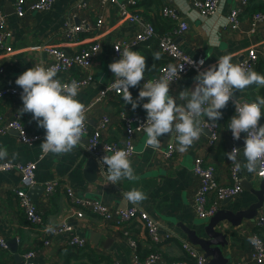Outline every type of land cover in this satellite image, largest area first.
<instances>
[{"label": "crops", "instance_id": "obj_1", "mask_svg": "<svg viewBox=\"0 0 264 264\" xmlns=\"http://www.w3.org/2000/svg\"><path fill=\"white\" fill-rule=\"evenodd\" d=\"M16 0H0V8L6 14L11 37L8 40L13 48L10 53H0V66L4 71L0 73V90L11 86H18L15 81L17 77L29 68L34 67L40 61L50 62L54 56L50 53L40 51L37 46L43 42L62 45L67 51H73L88 46L99 37L101 48L92 66L94 74L93 81L86 86L80 87L78 99L88 106L101 88L109 84L114 78L109 64L116 61L113 57V44L121 38L135 36L142 26L134 22H120L119 3L125 0H116L107 5H101L100 0H91V6L80 12L75 21L87 20L94 27L97 19L102 16L103 26L96 30L84 32L81 35L82 42L79 45H70L62 36L65 19L68 17V6L76 3V0H55L49 11H31L23 18H18L15 9ZM137 9L146 21L154 23L159 34L174 31L178 28V20H170L162 15L163 4H168L177 9L181 20L188 24V29L176 37V42L188 55L193 58L202 56L207 62L217 61L224 55H230L233 63H239L247 55L249 48L258 51L260 60L255 71L264 74V22L252 30L251 17L255 12L264 11V0H250L246 10L241 14V29L233 30L226 22L228 14L237 6L239 0H221L217 17L207 18L198 10L195 0H137ZM101 36V37H100ZM145 56L146 70L144 79L135 86L130 87L133 99L138 97L143 83L154 77L159 68L169 62V59L161 52L158 38L144 43L136 50ZM159 52L160 59L155 60L154 54ZM76 75L80 70L73 71ZM197 73L193 70L184 74L179 82L170 87L169 95L178 97L185 89H194ZM264 86L250 85L243 91H236L238 96L254 101L258 96L263 97ZM140 102L137 108L142 109ZM177 103H182L177 100ZM132 107L125 103L122 95L112 96L105 102L97 103L87 112L89 132H93L105 114H109L114 123L122 109ZM23 108L21 98L6 96L0 99V112L11 116L15 111ZM231 105L221 109L222 117L221 134L219 142L215 147L209 145L210 131L203 129L205 134L194 142L185 152L178 151V141L173 135L164 134L159 137L161 143L159 148L165 150L173 145L174 155L169 160L159 154L158 149L146 147V133H142L137 140V154L131 160L135 170L136 179L129 181L124 179L119 183H107L106 177L98 174L93 159L83 149L77 146L72 152L62 155L45 153L41 148L46 131L38 127L31 113H23V119L29 126L31 132L40 133L42 138L28 145L18 139V134L10 131L0 135V149L7 150L8 159L14 162L37 163V183L31 196L38 207L44 211V224L32 225L26 218L23 209L19 206L15 189L20 187V176L15 171L0 173V233L8 240L15 239L19 259L10 249L0 247V264H23V256L29 250H35L34 260L38 264H113L115 261L129 262L136 256L147 257L152 252L161 253L163 258L169 262L187 259V253L183 248L181 240H188L187 235L181 227L186 224L195 228L199 223L207 219L197 216L192 207L195 190L198 186L193 168L195 159L202 157L206 165L216 167L218 181L223 185L233 184L230 172L232 162L226 153L232 151L227 124L230 121ZM261 125H264V115L261 116ZM109 140L120 141L124 137L123 126L112 125L107 131ZM86 143V138L83 139ZM245 142H238L239 155L237 162V175L243 186V191L230 201H223L221 209L247 210L253 203L259 202L255 189H259L262 180L257 177V171L247 172L243 168L246 160L243 156ZM258 169V168H257ZM51 179H58L62 183L50 200L44 197L42 185ZM74 187L80 195L102 200L113 208H127L133 206L131 203L122 202V194L132 188H137L147 195V199L137 205L143 207L153 218L165 228L170 230L179 238L172 237L170 240L154 243L148 237L147 230L138 222L117 226L107 222L102 217L87 213L84 218H78L69 210V198L64 186ZM253 220L242 219L238 226H234L229 220L223 221L221 228L228 230L235 244L229 250L231 261L229 264H257L252 258L253 243L252 234H259L264 239V229L255 225V220L264 215V193L262 194L261 206L258 207ZM68 222L71 229L59 235H51L48 228ZM199 226V225H198ZM130 231L137 241L133 247L125 232ZM82 236L88 239L86 247H74L69 240L74 236ZM50 240V244L45 241ZM228 253V250H225Z\"/></svg>", "mask_w": 264, "mask_h": 264}, {"label": "built area", "instance_id": "obj_2", "mask_svg": "<svg viewBox=\"0 0 264 264\" xmlns=\"http://www.w3.org/2000/svg\"><path fill=\"white\" fill-rule=\"evenodd\" d=\"M116 0H100V4L107 5ZM55 0H16L15 9L18 18H23L28 12L31 11H49L52 9ZM221 0H195V5L203 15L210 19L211 17H217ZM250 3V0H239V3L235 8L231 10L226 18L227 25L233 30L241 29V14L246 10ZM138 4L137 0H125L119 3V17L120 22H134L142 26V29L133 37L121 38L113 44V57L114 60H119L120 52L117 51V47L121 51L127 47L131 50L136 49L151 40L158 38V44L161 52L169 59V62L163 65L157 72V74L149 80H157L161 77H167L171 79L169 72V66L184 65L183 71L180 72L179 78H173L170 83V87L179 82L181 77L187 72L193 70L198 74V71H203L209 66L216 64L217 61L207 62L202 56L193 58L188 55L176 42V37L181 36L187 29L188 24L181 20L179 11L168 4H163L162 15L170 20H178L180 25L175 28L174 31L159 34L154 23L146 21L142 14L135 9ZM91 6V0H76L75 4L68 6V17L65 19L62 36L67 40L70 45H79L81 35L84 32L90 31L93 28L99 30L103 24L104 19L100 16L95 24V27L87 22V20L75 21L79 17L80 12L88 9ZM264 22V11H257L251 17L252 30L254 31L257 25ZM11 30L8 26L6 14L0 8V53H10L13 48L8 44V40L11 37ZM101 37V36H100ZM37 48L46 53H50L54 56V59L50 62L40 61L37 64H43V66L50 67L56 66L58 69L57 78L62 83H70L75 80L79 83L80 87L89 85L93 79L94 74L92 72V66L95 58L98 56L101 48V42L99 37L92 41L91 44L78 50L67 51L59 44H51L43 42L37 46ZM195 61L196 65L188 63L189 60ZM203 59L204 65L199 66L198 62ZM260 60L258 51L251 47L248 50L246 56H244L238 64L245 66L248 69L254 70ZM36 65V64H35ZM34 65V66H35ZM75 69L80 70V74L73 73ZM4 71V67L0 66V73ZM115 79V78H114ZM105 85L99 93L95 96L93 101L86 106L87 111L94 107L97 103L105 102L113 95L120 96L122 93L113 89V81ZM23 89L20 86H11L0 90V99L6 96H13L21 98ZM130 91V88H129ZM235 97L238 103L253 102L247 100L244 97L238 96L235 92ZM147 102V98H146ZM232 104L235 108V103L232 99L228 104ZM201 128L208 129L210 131L209 145L215 147L221 134V123L217 120L215 123L208 121L207 117H201ZM147 120L146 110L143 108L126 107L118 113L116 117L117 123H114L113 118L109 114H105L99 120L95 130L89 132V122L86 117L85 122V135L86 138V152L95 161L98 174L106 177L107 165L100 167L98 161L105 155H111L115 151L124 149L129 153V159L133 160L137 154V140L139 136L144 133L143 128ZM122 125L124 130V137L122 140H109L106 137L107 131L112 125ZM261 124V119L259 121ZM136 130V128H139ZM10 131L18 132V139L20 142L32 145L42 138L40 133L31 132L29 126L25 123L23 115L19 111H15L11 116H6L0 112V135L6 134ZM246 133H241L239 140L233 139L232 132L229 130V138L232 144V149L238 148V142L243 140L245 142ZM82 138V139H84ZM159 154L164 159L169 160L173 157L175 148L173 145L169 146L165 150L157 148ZM15 171L20 176V187L15 189L19 206L23 209L27 220L35 226H41L44 224V211L38 207L36 202L29 195V189L36 185L37 177V163L31 162H14L8 159H0V173ZM194 174L198 179V186L194 193L192 201V207L197 216L201 219H209L214 216L219 210L221 203L228 198H236L243 191V186L240 178L237 175L238 167L237 163H232L230 172L233 178V184L223 185L218 181L216 167L213 165H206L202 157L195 159ZM257 177L264 179V165L258 166ZM62 189V183L58 179H51L45 184L44 197L46 200L50 198L59 190ZM64 189L69 198V210L78 218H84L87 213L95 214L107 222L113 223L117 226L123 224H130L138 222L146 230L148 237L154 243H160L162 240H170L172 237L179 238L170 230H165V235L161 237L162 231L165 229L155 218H153L143 207L133 205L127 208H113L102 200L89 198L85 195H80L79 192L72 186L66 185ZM255 225L264 229V215H260L255 220ZM71 229V225L68 222L48 228L51 235H59L64 231ZM130 231L125 232L128 237L129 243L133 246H137V241L129 236ZM180 239V238H179ZM183 248L187 253V259L180 261H167L163 258L161 253L152 252L145 258L136 256L129 262L115 261L113 264H207V258L198 246H195L188 240H181ZM50 240H46V244H50ZM88 239L82 236H74L69 240V244L74 247H86ZM253 251L252 258L257 264H264V239L256 233L252 234ZM0 247L3 249H9L8 240L0 233ZM36 255L35 250H29L23 256V264H38L34 260ZM236 264H242L237 261Z\"/></svg>", "mask_w": 264, "mask_h": 264}, {"label": "clouds", "instance_id": "obj_3", "mask_svg": "<svg viewBox=\"0 0 264 264\" xmlns=\"http://www.w3.org/2000/svg\"><path fill=\"white\" fill-rule=\"evenodd\" d=\"M120 52V59L109 64L115 79L113 89L122 93L125 103H130L135 110L140 102L147 113V120L143 131L146 133V147L157 149L160 139L164 134H171L178 141V151H187L194 142L205 134L201 128V117H207L208 121L215 123L222 117L221 109L225 108L230 99L235 103V115L227 124L231 130L233 139L239 140L241 133H246L243 156L246 163L243 168L249 173L257 171L258 166L264 165V125L259 124L264 115V97H257L253 102L238 103L235 97L236 91H243L250 85L264 86V74L255 70L233 63L230 55L220 57L216 64L203 71H198L194 89H185L178 97L169 95L170 83L173 78H179L184 65H170L171 79L161 77L157 80H147L143 83L138 97L134 100L130 87L137 86L144 79L146 70L145 56L137 51L125 47ZM159 52L154 54V59H160ZM196 65L191 59L187 61ZM204 65V60L198 62ZM56 66L45 67L36 64L20 74L15 83L23 91L21 99L23 108L21 114L31 113L38 127L46 131L41 148L45 153L62 155L72 152L77 146L85 149L83 141L85 135L86 105L77 97L80 85L73 80L70 83H62L57 78ZM177 100L182 103H177ZM136 128V130H139ZM239 149L233 148L226 153L227 158L237 162ZM8 156L7 150L0 149V159ZM100 167L107 165V183L113 184L127 179H136L135 170L129 159L127 150L120 149L111 155H105L98 161ZM237 167L240 164L237 163ZM147 199V195L132 188L122 194V202L139 205Z\"/></svg>", "mask_w": 264, "mask_h": 264}, {"label": "water", "instance_id": "obj_4", "mask_svg": "<svg viewBox=\"0 0 264 264\" xmlns=\"http://www.w3.org/2000/svg\"><path fill=\"white\" fill-rule=\"evenodd\" d=\"M18 134L17 131H14ZM240 142V141H239ZM93 163L95 162L92 160ZM94 167L98 170L96 163ZM43 191L45 186H41ZM35 186L29 189V195ZM254 192L259 198V202L253 203L251 207L247 210L239 209H221L214 216L209 218L203 223H199L195 228L187 226L186 224H181L184 233L187 235L189 241L198 246L203 252L204 256L207 258V264H229L231 261V256L229 250L233 248L235 244V239L230 238L228 230L221 228V223L225 220L232 222L234 226H238L242 219L253 220L256 216V210L261 206L262 194L264 193V179L262 180L261 187L255 189ZM32 197V196H31ZM232 198H228L225 201H230ZM15 239L8 241L10 249L15 253V258L19 259L20 256L17 252V245ZM228 250V253L225 252Z\"/></svg>", "mask_w": 264, "mask_h": 264}, {"label": "trees", "instance_id": "obj_5", "mask_svg": "<svg viewBox=\"0 0 264 264\" xmlns=\"http://www.w3.org/2000/svg\"><path fill=\"white\" fill-rule=\"evenodd\" d=\"M156 29H157V28H156ZM139 47H140V46H139ZM137 49H138V48H137ZM137 49H136V50H137ZM162 66H163V65H162ZM162 66H161V67H162ZM161 67H160V68H161ZM160 68H159V69H160ZM262 96L264 97V92L262 93ZM229 105L232 106V109H230V119H231V117H232L233 115H235V108H234V106H233L232 104H229ZM262 117H263V115H262Z\"/></svg>", "mask_w": 264, "mask_h": 264}, {"label": "rangeland", "instance_id": "obj_6", "mask_svg": "<svg viewBox=\"0 0 264 264\" xmlns=\"http://www.w3.org/2000/svg\"><path fill=\"white\" fill-rule=\"evenodd\" d=\"M208 220V219H207Z\"/></svg>", "mask_w": 264, "mask_h": 264}]
</instances>
